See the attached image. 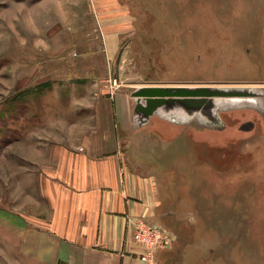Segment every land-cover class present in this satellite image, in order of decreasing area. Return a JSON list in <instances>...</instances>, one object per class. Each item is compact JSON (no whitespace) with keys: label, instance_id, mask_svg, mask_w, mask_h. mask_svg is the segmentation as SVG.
<instances>
[{"label":"rangeland","instance_id":"1","mask_svg":"<svg viewBox=\"0 0 264 264\" xmlns=\"http://www.w3.org/2000/svg\"><path fill=\"white\" fill-rule=\"evenodd\" d=\"M116 4L126 28L109 60ZM185 84L254 96L159 111L122 137L157 179L152 222L172 237L158 262L264 264V0H0V212L42 211L49 168L81 139L90 100L123 93L135 105L140 86Z\"/></svg>","mask_w":264,"mask_h":264},{"label":"crops","instance_id":"2","mask_svg":"<svg viewBox=\"0 0 264 264\" xmlns=\"http://www.w3.org/2000/svg\"><path fill=\"white\" fill-rule=\"evenodd\" d=\"M118 6L104 16L109 60L126 28L124 18H112L123 11ZM86 106L81 139L65 141L58 162L50 161L55 177L45 178L42 211L0 212V264H137L131 221L156 219L159 192L157 179L134 167L122 146L134 105L119 93Z\"/></svg>","mask_w":264,"mask_h":264},{"label":"water","instance_id":"3","mask_svg":"<svg viewBox=\"0 0 264 264\" xmlns=\"http://www.w3.org/2000/svg\"><path fill=\"white\" fill-rule=\"evenodd\" d=\"M132 96L136 99L134 119L145 123L158 113L183 111L189 115L208 110L212 112L222 100L237 101L242 97L254 96L252 88L222 86H185V85H146L138 87ZM256 98V97H255ZM258 100V97L256 101ZM255 102V99H253ZM254 122H247L242 129L252 130Z\"/></svg>","mask_w":264,"mask_h":264},{"label":"built area","instance_id":"4","mask_svg":"<svg viewBox=\"0 0 264 264\" xmlns=\"http://www.w3.org/2000/svg\"><path fill=\"white\" fill-rule=\"evenodd\" d=\"M114 85H117L116 80ZM131 225L132 240L141 247L137 264H159L156 251L171 245L170 233L161 224L143 218L132 220Z\"/></svg>","mask_w":264,"mask_h":264},{"label":"bare ground","instance_id":"5","mask_svg":"<svg viewBox=\"0 0 264 264\" xmlns=\"http://www.w3.org/2000/svg\"><path fill=\"white\" fill-rule=\"evenodd\" d=\"M165 86H173V85H165ZM187 86V84H185ZM188 86H203V85H188Z\"/></svg>","mask_w":264,"mask_h":264}]
</instances>
